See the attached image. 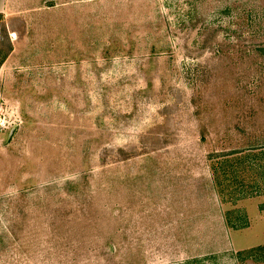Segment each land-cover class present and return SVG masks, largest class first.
<instances>
[{"label":"rangeland","instance_id":"obj_1","mask_svg":"<svg viewBox=\"0 0 264 264\" xmlns=\"http://www.w3.org/2000/svg\"><path fill=\"white\" fill-rule=\"evenodd\" d=\"M0 264H264V0H5Z\"/></svg>","mask_w":264,"mask_h":264},{"label":"trees","instance_id":"obj_2","mask_svg":"<svg viewBox=\"0 0 264 264\" xmlns=\"http://www.w3.org/2000/svg\"><path fill=\"white\" fill-rule=\"evenodd\" d=\"M1 17H2V15L0 14V18H1ZM3 33H4V35H5L6 38H7V37H8V32H7V30H6L5 27H3ZM10 47H11V46H10ZM10 47H8V50H11ZM245 150H246V149L233 150L232 153H231V155H232L233 157H237V158H245V157H246V156L244 155ZM228 154H229V153H228ZM226 156H230V155H226Z\"/></svg>","mask_w":264,"mask_h":264},{"label":"crops","instance_id":"obj_3","mask_svg":"<svg viewBox=\"0 0 264 264\" xmlns=\"http://www.w3.org/2000/svg\"><path fill=\"white\" fill-rule=\"evenodd\" d=\"M5 12V0H0V14L3 15ZM15 32L14 31H9V34L13 35Z\"/></svg>","mask_w":264,"mask_h":264}]
</instances>
